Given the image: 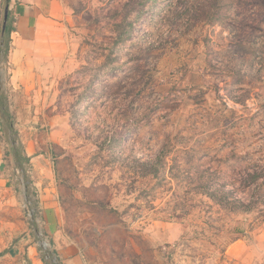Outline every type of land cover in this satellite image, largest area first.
Wrapping results in <instances>:
<instances>
[{"label": "rangeland", "instance_id": "rangeland-1", "mask_svg": "<svg viewBox=\"0 0 264 264\" xmlns=\"http://www.w3.org/2000/svg\"><path fill=\"white\" fill-rule=\"evenodd\" d=\"M63 1L12 140L51 162L68 241L87 264H240L234 242L264 245V0L213 20L208 0Z\"/></svg>", "mask_w": 264, "mask_h": 264}, {"label": "crops", "instance_id": "crops-1", "mask_svg": "<svg viewBox=\"0 0 264 264\" xmlns=\"http://www.w3.org/2000/svg\"><path fill=\"white\" fill-rule=\"evenodd\" d=\"M6 6L12 31L6 58L0 54V73L8 76L5 84L0 81V264H87L82 248L61 229L51 162L39 154L36 139L22 140V149L12 140L21 122L38 117L37 110L19 108L24 100L13 91L35 87L30 76L63 55L69 13L63 0H6ZM25 204L33 211L30 218ZM38 232L45 234L49 249L40 245ZM229 253L240 264H264L263 244L236 241Z\"/></svg>", "mask_w": 264, "mask_h": 264}, {"label": "trees", "instance_id": "trees-1", "mask_svg": "<svg viewBox=\"0 0 264 264\" xmlns=\"http://www.w3.org/2000/svg\"><path fill=\"white\" fill-rule=\"evenodd\" d=\"M220 0H208V2L210 3V7L208 8V12L206 14V16H204L206 19H215L216 18V13L219 9V7L217 6V3ZM200 16V13L198 14ZM12 31V26L10 24H7V28L5 30L4 33V43H5V48L8 51L9 50V41H10V33ZM253 178H255V176H253Z\"/></svg>", "mask_w": 264, "mask_h": 264}, {"label": "built area", "instance_id": "built-area-1", "mask_svg": "<svg viewBox=\"0 0 264 264\" xmlns=\"http://www.w3.org/2000/svg\"><path fill=\"white\" fill-rule=\"evenodd\" d=\"M25 206V209H26V215H27V217H32V215H33V211L32 210H30V208H28V205L27 204H25L24 205ZM41 246H42V248L44 249V250H47V249H49V247H50V243H49V241H47L48 239L46 238V236L43 234V233H41Z\"/></svg>", "mask_w": 264, "mask_h": 264}, {"label": "water", "instance_id": "water-1", "mask_svg": "<svg viewBox=\"0 0 264 264\" xmlns=\"http://www.w3.org/2000/svg\"><path fill=\"white\" fill-rule=\"evenodd\" d=\"M9 7L6 6L4 10V20H3V26H2V34L5 33V30L7 28L8 18H9Z\"/></svg>", "mask_w": 264, "mask_h": 264}]
</instances>
